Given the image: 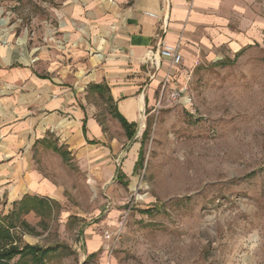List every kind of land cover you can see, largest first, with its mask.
<instances>
[{"label": "rangeland", "instance_id": "rangeland-1", "mask_svg": "<svg viewBox=\"0 0 264 264\" xmlns=\"http://www.w3.org/2000/svg\"><path fill=\"white\" fill-rule=\"evenodd\" d=\"M63 1L0 0V31L8 27L12 42L40 56L41 74L71 63L55 29ZM160 89L154 110L137 123L142 160L126 185L108 187L94 162L96 147L69 142V127L37 141L33 163L60 183L61 204L54 216L46 210L37 231H13L22 244L53 247L47 264H264V45L202 59ZM172 89L180 91L177 99ZM89 103L111 134L122 133L107 91L91 90ZM49 144L67 148L71 161ZM4 203L1 223L23 219L16 205L7 213ZM118 227L107 251L103 230ZM86 233L103 241L94 255L84 254Z\"/></svg>", "mask_w": 264, "mask_h": 264}, {"label": "crops", "instance_id": "crops-1", "mask_svg": "<svg viewBox=\"0 0 264 264\" xmlns=\"http://www.w3.org/2000/svg\"><path fill=\"white\" fill-rule=\"evenodd\" d=\"M55 15L71 63L58 62L47 74L36 65L39 55L19 39L12 42L8 27L0 31V200L7 213L35 196L54 216L61 185L37 169L33 155L37 141L57 128L69 127L64 132L75 137L69 142L96 147L94 162L109 188L131 182L141 143L128 138L120 121L121 134L105 128L89 103L91 90L100 93L93 84L106 88L102 94L112 97L116 112L138 123L154 110L165 80L172 85L202 59L219 61L264 45V0H64ZM158 33L168 44H181L183 61L172 70L156 53ZM46 214L30 209L22 218L37 231ZM81 243L87 255L103 247L96 233Z\"/></svg>", "mask_w": 264, "mask_h": 264}, {"label": "trees", "instance_id": "trees-1", "mask_svg": "<svg viewBox=\"0 0 264 264\" xmlns=\"http://www.w3.org/2000/svg\"><path fill=\"white\" fill-rule=\"evenodd\" d=\"M96 90H98L103 96L102 92L106 88L102 84H93ZM108 99L112 101V97L108 95ZM112 109L115 116L121 122L123 128L129 139L133 138L136 134L137 123L129 122L122 115L115 111V107L112 104ZM84 129L85 124H84ZM147 130L144 131L145 136ZM50 147L59 153L65 161H70V152L63 145L49 144ZM143 144L139 152V158L136 162V168L142 160ZM30 209H37L39 212L50 210V206L45 204L42 199L38 197L27 196L21 201L19 212L23 213ZM21 227L24 231H34L27 221L18 218V223L15 221L10 224H4L0 222V264H47L48 259L54 250L51 246H41L39 244L25 243L22 244V240L13 231L14 228Z\"/></svg>", "mask_w": 264, "mask_h": 264}, {"label": "built area", "instance_id": "built-area-1", "mask_svg": "<svg viewBox=\"0 0 264 264\" xmlns=\"http://www.w3.org/2000/svg\"><path fill=\"white\" fill-rule=\"evenodd\" d=\"M152 16L155 14L148 13ZM165 22H167L165 20ZM157 36L159 37V41L157 44L156 53L158 56L164 60H167L169 62V68L172 70L173 68L179 66L183 61V54L181 51V44L180 42L177 44H168L165 41L162 40L161 34L158 33ZM155 53V52H154ZM167 83V80H165L164 87ZM170 96L174 99H177L180 96V91L172 89L170 91ZM120 235V228L118 227L116 230H110L109 228H104L103 230V236L106 240V250L108 251L110 249V242L118 238Z\"/></svg>", "mask_w": 264, "mask_h": 264}]
</instances>
